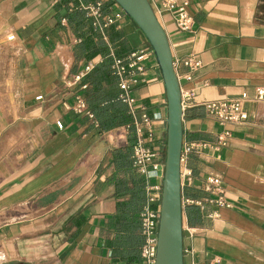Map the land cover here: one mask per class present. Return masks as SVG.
I'll use <instances>...</instances> for the list:
<instances>
[{
	"label": "crops",
	"instance_id": "0c3cea01",
	"mask_svg": "<svg viewBox=\"0 0 264 264\" xmlns=\"http://www.w3.org/2000/svg\"><path fill=\"white\" fill-rule=\"evenodd\" d=\"M148 1L179 80L182 146L206 144L181 165V195L205 200L203 179L214 175L226 203L182 208L183 264H264V101L245 104L248 119L228 125L230 137L219 148L222 126L202 104L253 97L264 85V0H186L192 31L176 27L162 0ZM95 3L98 18L83 8ZM6 31H13V42L5 41ZM138 49L152 51L114 0H0V264H125L111 257L105 237L117 202L132 199L134 187L112 151L140 136L165 159L167 100L157 60L146 62L143 80L129 91L133 111L119 98L129 126L100 133L62 103L73 104L66 81L88 62L93 68L81 80L84 97L90 80L101 77L106 87L112 75L119 97L113 61ZM189 55L200 63L196 70L183 63ZM105 63L107 74L98 69ZM118 113L111 107L108 115ZM130 159V172L145 179V203L154 179L137 171L132 153ZM114 177L125 179L124 191L116 190ZM7 212L19 214L7 219Z\"/></svg>",
	"mask_w": 264,
	"mask_h": 264
},
{
	"label": "built area",
	"instance_id": "2783aa9c",
	"mask_svg": "<svg viewBox=\"0 0 264 264\" xmlns=\"http://www.w3.org/2000/svg\"><path fill=\"white\" fill-rule=\"evenodd\" d=\"M161 6L163 10L167 11L172 16L179 30L192 31L193 18L188 10V3L186 0H162ZM100 7V3L83 6L88 15L94 18H98L101 15ZM119 15V13H116L106 16L103 25L106 26L113 23ZM4 38L8 43L13 42L15 39L13 31H6ZM152 57L154 58L152 51L138 49L131 52L125 60L115 58L113 61V74L119 77L118 87L121 91L119 98L129 106L131 111H133L135 99L129 94V91L138 83L140 77L141 79L144 77L146 62L152 59ZM183 63L191 70H196L200 66L199 61L191 55L187 56ZM92 68V62H88L84 65L83 69L67 79V86L73 90L74 102L72 105L62 103V106L64 109L71 110L76 114L87 117L93 127L98 130V122L94 114L88 108L84 95L81 93V91L85 90L87 87V84L82 83L81 80ZM187 78L191 79V76L188 75ZM39 98L40 96L37 97V99ZM250 101H264V85L255 87L253 97H249L246 93H242L237 98L208 100L202 103L207 113L213 116L222 126V130L216 137L215 148L224 146L227 139L230 137L228 125L242 123L248 119V112L245 104ZM142 122L147 125L149 123L148 117L142 115ZM56 125L62 128L61 121H56ZM138 131L140 132L139 129ZM139 137L132 146L133 165L139 173L149 175V179H154V181H148L146 185V201L140 212V234L142 236L140 253L143 264H155L162 192V177L158 176L157 172L160 166L163 167L164 161H159L161 155V150L159 148H149L145 146L142 139ZM205 146L206 144L204 143L195 142L183 145L180 154L181 165L186 162L191 152L200 151ZM202 183L204 190L208 193L205 200L181 196L182 208L194 205L203 209L206 202L216 206H224L226 204L223 200V188L220 177L207 175Z\"/></svg>",
	"mask_w": 264,
	"mask_h": 264
},
{
	"label": "water",
	"instance_id": "95a60500",
	"mask_svg": "<svg viewBox=\"0 0 264 264\" xmlns=\"http://www.w3.org/2000/svg\"><path fill=\"white\" fill-rule=\"evenodd\" d=\"M145 35L159 65L167 100V140L162 177L155 264H183L181 205L182 105L167 36L148 0H114Z\"/></svg>",
	"mask_w": 264,
	"mask_h": 264
},
{
	"label": "trees",
	"instance_id": "16d2710c",
	"mask_svg": "<svg viewBox=\"0 0 264 264\" xmlns=\"http://www.w3.org/2000/svg\"><path fill=\"white\" fill-rule=\"evenodd\" d=\"M108 63L102 64L98 69L107 74ZM108 86H104L102 78L90 80V87L86 90V102L90 111L94 114L99 125V132L110 130L114 125L123 124L129 126L130 117L124 113V106L117 95L115 77L109 76ZM115 107L118 113L111 119L108 115L109 109ZM129 123V124H127ZM132 145L113 149L112 159L118 169L128 171L131 175L134 190L132 199L118 201L114 214L107 221L106 245L110 249L111 257L114 260L122 261L125 264H143L140 248L142 236L140 234V212L144 206V186L143 176H137L131 171L132 161L130 154ZM115 179L116 190L126 189L125 179ZM118 187V188H117ZM188 212L197 206L190 205L185 207ZM192 214L188 213V217Z\"/></svg>",
	"mask_w": 264,
	"mask_h": 264
},
{
	"label": "rangeland",
	"instance_id": "374dc122",
	"mask_svg": "<svg viewBox=\"0 0 264 264\" xmlns=\"http://www.w3.org/2000/svg\"><path fill=\"white\" fill-rule=\"evenodd\" d=\"M9 88V87H8ZM261 106H260V109H262V110H264V103H262V104H260ZM9 217L7 218V219H12L14 216H16L17 214H19V213H10V212H7L6 213ZM10 214V215H9ZM0 259H1V257H0Z\"/></svg>",
	"mask_w": 264,
	"mask_h": 264
}]
</instances>
